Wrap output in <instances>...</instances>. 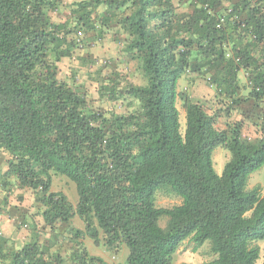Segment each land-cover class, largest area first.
<instances>
[{"label": "trees", "instance_id": "trees-1", "mask_svg": "<svg viewBox=\"0 0 264 264\" xmlns=\"http://www.w3.org/2000/svg\"><path fill=\"white\" fill-rule=\"evenodd\" d=\"M109 31L142 82L109 72L110 55L82 56L87 33L107 53ZM65 59L95 85L66 76ZM182 79L203 93L179 90ZM218 146L230 153L220 173ZM0 153V264H108L84 236L113 255L127 248L124 264H172L184 241L208 242L205 264H257L264 195L246 187L264 166V0H0ZM53 174L74 183L75 203L52 190ZM157 192L180 203L156 206ZM22 205L31 229L25 238L17 224L16 244L1 221Z\"/></svg>", "mask_w": 264, "mask_h": 264}, {"label": "rangeland", "instance_id": "rangeland-1", "mask_svg": "<svg viewBox=\"0 0 264 264\" xmlns=\"http://www.w3.org/2000/svg\"><path fill=\"white\" fill-rule=\"evenodd\" d=\"M70 1V0H67ZM99 11H102V8L98 9ZM65 10L62 9V11H59L55 14V18L58 20L63 19ZM93 34L87 33L85 36V43L88 45H84L83 49H81V54L83 57H86L87 59H99L102 57L111 56L114 61L111 62L109 66V72L115 70V72H118L119 74L126 75V79L131 82H142L141 77V71L137 68L136 62L129 60L127 57H125L120 51L118 50L117 44L113 40L112 32H107L104 36V39H101L104 41L106 47H107V53L102 49V42L97 39H93ZM96 57V58H95ZM79 61L77 60H71L68 61L67 59L63 60L60 64V68L62 72L68 76L69 73H71V69L75 68L78 72V77H80V82L85 83L87 85H92V87L95 85V82L93 79H90L89 77H86V73L84 74V68H80ZM73 66V67H72ZM95 67L87 68L85 67V70L90 69L91 71ZM189 86L188 90H192L196 85H198L202 90L203 87L201 86V83H197L195 85L190 86V84L182 79L179 84V90L183 89L185 86ZM195 87L197 89V92L199 94L203 93V91L199 88ZM88 99L92 102L99 101L97 92L93 88L88 94ZM177 108L180 111V125L182 128L185 126V120H184V113L182 111L181 102L177 101ZM2 156L3 154L0 153V165L2 164ZM230 157V153L227 149H225L222 146L216 147L212 152V161L214 169L217 173H220L223 169L224 164L227 162V160ZM53 182H52V190L53 191H61L63 192L67 198L75 203L77 201V193L75 189V185L73 182H71L69 179H67L65 176L62 175H56L53 174ZM254 187H258L260 189V192L262 195H264V166L260 167L256 171L252 172L249 176L248 183H247V189H251ZM12 198V197H10ZM14 199V198H12ZM15 200V199H14ZM180 199L174 195H166L163 192H157L155 196V204L159 207H171L173 205L179 204ZM26 206L22 205L18 210H15L13 208H8V216L5 214L3 220L1 221L2 229L9 237L15 238V243L20 244L23 240L22 237H20V231L16 228L17 224H20L21 221L24 218L26 213ZM165 219H160V224L163 226ZM28 224L27 230L24 228V232L26 233L25 238H27L30 235V229L28 221H26ZM36 224L42 227L39 224V217L36 219ZM71 227L75 229H82L83 223L77 218L74 217L71 220ZM57 234L55 235L54 241L55 244L53 246L54 249H60V250H66L69 249L71 245V241L68 239H71L70 233L66 231V226L59 225L57 228ZM41 236L45 239H48V241H52V236L47 235L45 230L41 229ZM82 242L87 249V251L95 256H99L103 258L108 264H124L125 258L127 256L128 250L127 248H122V251L117 254L113 255L110 253L105 246L102 244V241H98V243L93 242L90 238L84 236L82 238ZM260 247V258L257 261V264H260L261 257L264 254V241H259L257 243ZM213 258L212 253L210 252L208 242H205L200 248H198L196 251L192 250V243L189 241H184L176 251L174 255V261L172 264H181L183 262H190L193 264H205L208 260Z\"/></svg>", "mask_w": 264, "mask_h": 264}]
</instances>
